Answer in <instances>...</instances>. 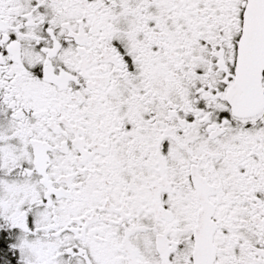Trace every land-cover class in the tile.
<instances>
[{
  "label": "snow or ice",
  "instance_id": "obj_1",
  "mask_svg": "<svg viewBox=\"0 0 264 264\" xmlns=\"http://www.w3.org/2000/svg\"><path fill=\"white\" fill-rule=\"evenodd\" d=\"M0 264H264V0H0Z\"/></svg>",
  "mask_w": 264,
  "mask_h": 264
}]
</instances>
